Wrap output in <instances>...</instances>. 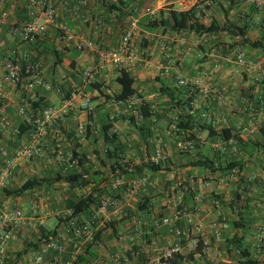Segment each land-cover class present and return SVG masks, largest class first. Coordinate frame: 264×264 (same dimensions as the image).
Instances as JSON below:
<instances>
[{
  "label": "crops",
  "instance_id": "crops-1",
  "mask_svg": "<svg viewBox=\"0 0 264 264\" xmlns=\"http://www.w3.org/2000/svg\"><path fill=\"white\" fill-rule=\"evenodd\" d=\"M5 1L10 3L15 0ZM122 1L128 2L130 8L137 4L144 11L155 8L157 17L168 7L182 11L190 4V0ZM234 1L235 7L242 9L243 23L246 21L250 24L247 37L252 42L264 43V25L261 28L257 27L264 20V12L258 11L244 0ZM229 4L230 1L227 0H216L211 15L206 18L213 17L218 5L220 8H228ZM90 6L94 17L105 12L100 0H90ZM127 8H124L126 13L130 11V8L128 10ZM146 17L149 16L145 15L139 19L132 41L136 60L124 68L135 78L137 95L143 96L150 105L152 118L147 120L137 117L136 113L129 112L123 104L106 101L105 97H102V94L95 89L91 93H86L91 83L85 84L82 72L99 62L96 53L80 52L73 44L62 43L53 27L50 28L45 39L35 45H29L15 40L10 35V26H0V103L3 104L0 110L7 112L15 130L20 129L25 122L32 121L34 113H31L28 108L30 101L46 98L44 103L59 107L68 100L67 93L73 95L77 91L96 98L94 101L87 99L86 95L78 98L69 115L48 128L47 134L42 139L43 150L48 154L55 155L58 147L71 157L74 152L79 153L82 163L78 164L75 173L91 178L92 183L88 187L81 190L65 182L56 183L54 180L57 175L64 174L63 167L57 161L56 155L50 158L44 152L38 159L21 162L5 181V186L0 188V213L23 210L28 216L41 217L45 222L42 228L32 227L24 234L14 235L7 246L8 264H35L41 247L53 232H57L56 240L68 249V252L61 257V261L65 264H74L88 244L80 243V249L78 252L75 251L73 227L62 223L60 220L62 217L56 218L63 212L57 211V205H65L66 200L73 195L91 193L99 195L104 192H106L105 195L100 199L110 196L115 204L111 207L113 209L111 213L108 212L111 209L98 213L99 208L96 212L99 218L95 228L97 231L102 230L106 223L113 221L116 222V232L112 229L103 232L101 241L93 247V252L89 256L90 264H141V259L144 257L154 264H236L233 260L239 256L238 250L228 242L237 233L243 237L244 249H248L254 255L261 254L260 240L264 235V170L260 156L264 158V148H254L252 145L254 142L264 145V118L253 124V118L259 119V110L252 114L250 111H243V108L248 107L250 103L257 108L264 106V50L250 49L247 44H241L243 38L233 37L226 32L200 36L195 33H177L171 30L164 32L162 29L146 31L140 25V21ZM28 20V15L23 8L10 13L11 25L21 26ZM58 21L67 23L72 33L82 35L86 39L103 41L111 49L118 45L122 37V35L116 36L117 19L108 21L107 30L99 29L92 23L85 24L82 14L75 16L62 12ZM132 22L131 16L126 19L122 34ZM202 22L205 23V19ZM139 31L146 32L145 39L139 38L137 34ZM14 49L20 57L27 56L41 63V79L47 87L38 85V79L34 76L25 77L17 84L6 81V60ZM53 49H61L59 51L62 55L61 63ZM241 53L257 62L259 69L251 71L240 67L237 60ZM119 70L120 68L108 65L92 83L103 84L102 91L105 94L112 96L119 94L120 87L117 83V78L120 76ZM182 79L191 82L199 79L202 87L226 90L231 106H222L214 95H203L198 89L179 87L178 82ZM163 86L177 90V101L182 100L184 104L192 98L201 110L209 109L221 127H229L239 132L248 152H244L238 145L228 147L225 152L216 149V145L224 144L219 137L200 143L194 154L179 150L178 142L182 137L173 130L178 114L183 111L184 106H176V102L172 101L167 94L160 93ZM85 104H88L87 109L83 107ZM199 113L198 109L196 115L192 116V124L196 132L200 124H205L199 118ZM90 114L93 116L92 121L89 119ZM129 116L136 117V125L123 119ZM82 124L86 127L90 125L91 133L86 134L87 128L85 132L82 131L80 129ZM109 124H112L110 134L117 135L115 142L104 141L103 127ZM140 127L146 130L147 137L142 135ZM248 127H253L255 132L243 133V130ZM16 133L0 132V147L4 148V152L0 153V171L5 162L14 156L17 149L30 142V134L18 139L14 137ZM117 146L119 147L116 151L117 155L121 159L124 158L123 163L129 162L131 166L146 164L147 158L158 153L172 155L173 165L168 166V170L157 173L150 170L143 171V177L139 179V188L130 190L127 187L124 193V184L130 186L136 180L134 175L125 181L114 179L117 174L113 173V165L117 157H110L107 151H115ZM208 159L214 162L217 169L229 162H244L240 176L248 179L251 184L247 186L248 191L243 192L245 198L243 206H235L232 202V194L237 189V179L223 180L224 176H221L220 171L213 173L211 169L197 165V162ZM40 171L48 176L55 174V177L50 179L43 175L44 178H40L38 175ZM23 176L27 177L26 181L36 178L50 179V182L28 191L19 198L6 196L3 190L20 188L24 183L19 185L17 181ZM208 178L210 181L205 182L204 179ZM173 179L175 183L172 184ZM117 180H120L119 187L122 188V192L114 190ZM109 183L112 184L110 195L105 188ZM171 189H173L172 192ZM60 190L67 191L64 203L57 197V194L62 193ZM192 190L205 197L206 205L201 209L200 216L194 219L193 223L184 218L170 227L161 225V219L173 216L176 209V205H172L171 198L182 197L183 204L178 208L186 215H193L196 204ZM46 191L55 196L51 198L50 207L41 208L42 195ZM216 196L226 203L214 206L213 200ZM146 199L150 200L147 210L141 211L139 204H144ZM240 212L242 218L238 217ZM66 214H68L67 211H65L64 219ZM91 217L92 215L88 214L79 219L87 222L92 219ZM240 219L242 229H233L231 223ZM198 221L204 225V231L201 234H195V224ZM224 222L229 225L226 230L222 228ZM178 227L191 230L193 233L182 239V253L175 261L157 262L161 251L177 240L174 229ZM201 241H209L210 248L199 252L198 243ZM129 253L132 258H128ZM218 257L222 259H217ZM45 259V264H48L51 256Z\"/></svg>",
  "mask_w": 264,
  "mask_h": 264
},
{
  "label": "built area",
  "instance_id": "built-area-1",
  "mask_svg": "<svg viewBox=\"0 0 264 264\" xmlns=\"http://www.w3.org/2000/svg\"><path fill=\"white\" fill-rule=\"evenodd\" d=\"M248 4L252 5L258 11L264 12V0H244ZM216 0H190L189 6H186L182 11L194 10L196 18H199L201 22L208 16L211 15V10L215 6ZM18 8H23L28 15V21L19 26L16 24L11 25L9 21L10 13L16 11ZM66 15H79L82 14L85 24H95L99 29H106L109 27L108 21H115L117 19L115 13L101 12L98 16H93V10H91L90 0H15L13 2H6L0 0V26H10V35L22 43L35 45L39 41L46 38L49 30L53 27L60 36L62 43L74 45L75 48L80 52H94L99 57V62L88 67L83 71V79L85 84L92 83L97 79L108 65L115 68L128 67L136 60V56L132 49V41L135 35V29L142 16H149L150 18L157 17V11L155 8H150L146 11L140 8L139 5L134 4L130 8V16L132 24L124 31L118 45L114 48H108L105 42L100 40L86 39L82 35L72 33L67 23L59 22L58 18L60 13ZM59 49L58 51H60ZM237 63L240 67L254 71L259 69V64L254 60L248 59L242 53L239 55ZM6 81L11 83H20L25 77L34 76L36 77L37 84L43 87H47V84L41 79L42 65L40 62L33 60L30 57H20L16 49L11 52V56L6 60ZM181 88H191V90H199L203 95L209 96L214 95L222 106L230 107L231 102L227 97L226 90L212 89L202 87L201 80L197 79L194 81H188L182 79L178 82ZM83 92H75L72 97L59 107H49L41 110L38 115L32 119L34 129L30 134L29 144L16 150L14 156L8 159L3 169L0 171V188L5 186V181L9 179L11 174L14 172L16 167L23 161H31L40 158L43 153L42 139L47 134L48 128L54 126L59 121L65 119L70 110L75 106L78 98H83ZM144 99L139 96L131 97L127 102L122 103L125 105L127 110L132 113H136L137 117L140 118L139 112L143 105ZM88 108V104L83 106ZM200 110L199 118L207 125L213 128H220L219 121L214 117L209 109H202L192 102L190 114L195 116L197 110ZM258 118H253L252 123L259 121L264 118V106L258 107L254 104H249L248 107L243 108L245 112L257 111ZM86 126L80 125V129L85 132ZM175 129V128H174ZM0 132L3 133H16L17 130L12 125L11 120L5 110H0ZM255 132L253 127H248L243 130V133L253 134ZM237 145L236 140H230L224 142V144L216 145V149H220L225 152L228 147ZM178 149L182 152L194 154L196 152V144L194 142H178ZM4 152V148L0 147V153ZM235 152L237 149L235 148ZM55 155L57 161L63 167L64 174L74 173L78 167V160H74L73 157L68 156L61 147L56 148ZM167 154L158 153L152 157L146 159V163L161 164L165 163L168 159ZM87 178V176H84ZM238 178V170L234 169L228 171L224 176L223 180H235ZM120 182L116 181L114 189H117ZM140 186V182H133L130 190H136ZM194 194L195 208L193 215L184 214L178 206L183 204V198L179 197L177 200L176 209L173 216H167L161 219V225L173 226L184 218H187L190 223H193L194 219L200 216L201 209L205 207V197L203 194L192 190ZM115 201L111 197H107L103 200L100 207V212H105L112 206ZM214 206L220 205L219 199L213 200ZM95 213L90 221L83 224H79L77 220L71 222L73 227V237L75 251L78 252L80 249L79 244H90L94 241L96 228L92 226L91 221H97L99 214ZM70 214V212H68ZM45 222L41 217H30L23 210H17L13 212L0 213V264H8V244L13 240L15 234H24L27 229L32 227H44ZM223 230L229 228L227 222L222 225ZM175 235L177 240L172 244L165 247L157 258V262L163 263L172 260L176 255L182 253L183 244L182 239L189 237L193 233L191 230L184 228H175ZM204 231V225L198 221L195 224V234H201ZM263 238L260 240V244L263 245ZM261 246V245H260ZM204 250L210 248L209 241H204ZM68 252L67 247L62 244L59 240L46 241L38 256L35 259V264H45L46 257L51 256L48 264H65L61 261V257ZM141 264H154L151 261Z\"/></svg>",
  "mask_w": 264,
  "mask_h": 264
},
{
  "label": "trees",
  "instance_id": "trees-1",
  "mask_svg": "<svg viewBox=\"0 0 264 264\" xmlns=\"http://www.w3.org/2000/svg\"><path fill=\"white\" fill-rule=\"evenodd\" d=\"M230 1V4L228 8H224V19L223 20H217L214 19L210 24H205L201 22L199 18H196V13L194 10L191 11H176L170 7H168L166 10H162L160 15L156 18H150L146 17L140 21V25L142 28L146 31H156L159 29L164 30V32L171 30L172 32L177 33H195L197 35L203 36V35H218L221 33L226 32L228 35H232L233 37H241L243 38L241 41V44H247L250 49H257L261 48L264 50V43L262 41H256L252 42L249 37H247L248 28L250 26L249 22H246L244 24L241 23V21H233L231 20V12L233 11L236 2L234 0H227ZM100 4L102 9L106 13H115L117 14V22H115V28L116 30V36L122 35L123 27L125 25V21L127 18L130 17V13L124 11V8L128 7L127 10L130 8L128 2L125 1H119V2H113L112 0H100ZM128 5V6H126ZM55 54L58 57V61L61 63L62 58L61 54L58 50L53 49ZM37 61V60H36ZM120 76L117 78V83L120 87V93L116 95H109L105 94L102 91L103 84L100 83H91L89 90H87L86 93H91L94 89L101 93L102 97H105L106 101H114L115 103H125L127 102L131 97L133 96H139L144 99L143 96L137 95V91L135 89V78L131 75V73L125 69L120 68ZM83 74V72H82ZM93 82V81H92ZM160 93L167 94L172 101L176 102V106L181 107L184 106V109L182 112L178 114V118L176 120L175 124V133L180 135L181 141L183 142H194L196 144V148L200 146V143L207 142L209 139H212L214 137H219L223 142H227L230 140H236L237 145L243 149L244 152H248L247 148L245 147L246 144L244 143V140L242 137H240L239 132L234 131L232 128L229 127H220V128H213L212 126H209L207 124H200L199 130L196 132L194 124H192V116L190 114L191 109V103L193 102L192 98L188 99V102H185L182 104V100H178V94L177 90L171 89L168 87H161ZM86 95V94H84ZM67 99H70L72 95L70 93H67L66 95ZM87 99H91V101H94L92 96H87ZM46 98H42L39 101H30L28 102V108L31 110L30 112L34 113V117H36L37 112L41 111L45 108L53 107L49 106L44 103ZM3 106L2 103H0V108ZM140 117L143 119H151V108L149 103L144 99L143 105L139 112ZM90 121H92L93 116L89 115ZM125 121H129L130 123L136 125V117L135 116H129V117H123ZM91 126H87L86 134L91 133ZM32 129H34V124L32 121L25 122L20 129L17 130V133L14 135V137H17L18 139L23 138V136L27 134H31ZM112 129V124L106 125L103 127V138L105 142H115L117 140L116 134H110V130ZM140 131L142 132V135L144 137H147L146 130L143 127H140ZM254 148H264V145H261L257 142H254L252 145ZM119 147L115 149V151L108 150V154L110 157H117V160L115 164L113 165V173H116L117 176L114 179H122L127 180L131 175H134V179L139 182V179L143 177V171L150 170L152 172H160L163 170H168L169 164L166 166L164 163L161 164H154V163H146L140 166H131V164L123 163L124 158H120L119 155H117V150ZM73 159L78 160V164L82 163V158H80L79 153L74 152ZM121 160V162H120ZM260 161L262 162V167L264 170V158L260 156ZM117 165V167L115 166ZM198 166L206 167L208 169H211L213 173H216L218 171L221 172V176H225L228 171L231 170H238V178L236 180L237 183V189L233 192V204L235 206H243L245 203V198L243 196V192H247L248 188L247 186H250L251 182L248 181V179H245L241 175V172L243 171L244 162L243 161H234L229 162L226 165H221L220 168H216L214 165V162L211 160L206 161H199L197 162ZM165 166V167H164ZM50 179H30L26 181L20 188L14 189V190H3L6 196L12 197V198H19L23 196L28 191H31L35 189L38 186L43 185L44 183H49ZM117 180V181H120ZM56 183L58 182H65L70 184L72 187L75 188H86L88 187L92 182L91 178H85L83 174H76L70 173V174H58L57 177L54 180ZM135 181V182H136ZM205 182H209L210 179H204ZM130 185V184H129ZM132 185V184H131ZM131 185L128 186V184H124L123 192L125 193L127 191V187L131 188ZM108 195H110V189L112 188V184H108L106 187ZM116 191L122 192V188L118 186L117 189H114ZM106 192L101 193L99 195L97 194H89V195H73L70 196L66 200L65 204V210L67 212H70V214H66V218H60L62 223L71 225V222L73 220H78L79 224H83L85 222H82L80 219L85 215H92L99 210V208L102 205V202L104 200L100 199L103 195H105ZM118 196V195H117ZM120 196V195H119ZM110 197V196H108ZM107 198V197H106ZM112 198V197H111ZM215 199L220 200V205L226 203L225 201H222V199L219 196L214 197ZM148 202H150L149 199L145 200L144 204H139V209L141 211L147 210ZM238 217L242 218V213L240 212L238 214ZM80 218V219H79ZM92 218V217H91ZM92 226L95 227L96 221H91ZM116 222H108L105 224L104 228L102 230H95V238L94 241L85 247V251L78 256L76 262L74 264H90L91 260L89 259V256L93 252V247L101 241L103 232L112 229L114 232H116ZM231 227L233 229H242L241 219L238 221H233L231 223ZM52 234V233H51ZM264 234V231H263ZM57 237V232H53L50 237H47V242L51 240H55ZM45 241V242H46ZM44 242V243H45ZM230 245L234 246L238 250L239 256L237 257L236 264H264V238H263V245L261 246V254L254 255L253 252L249 251L248 249H244L243 246V237L237 233L232 240L228 242ZM183 244V241H182ZM204 242L201 241L198 243V251L202 252L204 249ZM180 255V254H179ZM128 258L131 257V253L128 254ZM179 257L176 255L172 260L175 261ZM141 263H146L149 261L147 258H142ZM224 264V263H220Z\"/></svg>",
  "mask_w": 264,
  "mask_h": 264
},
{
  "label": "rangeland",
  "instance_id": "rangeland-1",
  "mask_svg": "<svg viewBox=\"0 0 264 264\" xmlns=\"http://www.w3.org/2000/svg\"><path fill=\"white\" fill-rule=\"evenodd\" d=\"M219 7V8H218ZM218 7H217V10L215 11V13H214V15H213V17H209V18H205V23L206 24H210L214 19H217V20H223L224 19V8H220V6L218 5ZM242 9H240L239 7L237 8V7H235L234 8V10H233V12L231 13V20H233V21H241V23L242 24H244L243 23V18H242V11H241ZM264 25V20H262L261 21V25L260 24H258L257 25V27H260L261 28V26H263ZM137 34L139 35V38L141 39V40H143V39H145V36L147 35L146 34V32H144V31H139V32H137ZM79 92H81V91H79ZM173 132H174V130H173ZM175 133V132H174ZM178 148V147H177ZM44 152H46L45 150H44ZM46 154V156H48V157H50V158H53L55 155L53 154V153H45ZM172 155L170 156L169 155V157H168V159H167V161L164 163V165H168L169 164V166H172L173 165V161H172ZM42 171H40V173L38 174L39 175V177L40 178H44V176L43 175H46L45 177H47V178H50V179H53L54 177H55V174H53L54 176H48V174H46V173H41ZM52 177V178H51ZM177 177V176H176ZM26 180H27V177L26 176H23V177H20L19 179H18V181H17V184H19V185H21L22 183H25L26 182ZM171 182H172V184L173 183H175V181H174V179L173 180H171ZM226 182V181H225ZM170 183V182H169ZM226 184V183H225ZM227 184H228V182H227ZM171 187H173V185H171ZM65 189H66V187H65ZM81 190H82V188H80ZM159 190H161V189H159ZM172 190L173 189H171L170 191L172 192ZM60 192H62L61 194L59 193V194H57L58 196L57 197H59L60 198V200H61V202H65V198H66V196H67V191L66 190H60ZM53 196H55V195H52V194H50V193H48V191H46L43 195H42V198L43 199H41L42 200V203H40V205H41V208L43 207V208H46V207H50V202H52V197ZM172 199V205H177V200H178V197H175V198H171ZM40 201V200H39ZM57 211L58 212H60L61 210L64 212H62L59 216H56V218H59V217H62V218H64V214H65V205H62V206H58L57 205ZM109 209H111V208H109ZM113 211V209H111L110 211L108 210V212H112ZM217 259H222V258H220V257H218ZM237 261V258L235 259V260H233V262L235 263Z\"/></svg>",
  "mask_w": 264,
  "mask_h": 264
}]
</instances>
